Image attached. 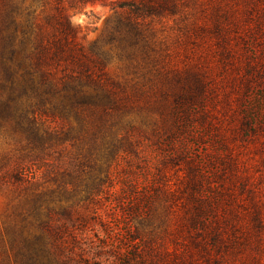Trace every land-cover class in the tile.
I'll use <instances>...</instances> for the list:
<instances>
[{"label":"rangeland","instance_id":"rangeland-1","mask_svg":"<svg viewBox=\"0 0 264 264\" xmlns=\"http://www.w3.org/2000/svg\"><path fill=\"white\" fill-rule=\"evenodd\" d=\"M116 1L83 8L73 0L60 4L56 0H0V45H7L5 58L8 46L18 45L34 22L42 23L59 6L78 28L79 42L106 60L108 77L124 85L132 98L106 134L110 151L101 149L100 175L83 158L86 149L79 144L65 142L48 154L47 158L58 159L65 166L80 161L84 177L96 174L104 178L108 172L112 183L107 181L104 186H110L98 198L83 201L82 188L80 194L69 193L67 200L57 191L49 192L42 198L39 215L26 206L22 221V217L16 219L15 196L0 191V264H28L19 254L20 241H12L15 219L22 222L25 236H40L42 264H183V260L184 264H216L219 253L210 250L206 258L191 241L197 236L188 229L183 197L188 167L183 160L168 158L180 148L188 149L193 162L210 176L211 192L217 186L220 190L221 184L234 197L245 199L236 184L229 182L242 174L248 187L264 200V0H174L172 14L137 19L139 34L131 44L115 30V13L121 19L127 15L125 10L113 9ZM196 79L201 81V91L195 89ZM138 90L142 96L133 95ZM162 90L169 92L166 99ZM174 94L180 101H175ZM202 106L209 112L210 130L200 119ZM183 110L191 116L177 121L175 113L182 117ZM205 132L207 136H203ZM217 133L226 135L238 171L229 169L232 165L226 159L223 165L216 160L214 152H222L215 144ZM17 136L9 122H0V160L19 151L22 141ZM135 179H151L167 194L160 193L151 204L140 202L135 210L130 209L126 205L128 185ZM48 188L55 186L49 184ZM244 203L237 210L246 215L250 206L249 201ZM63 208H69L74 227L61 215ZM247 218L233 226L249 224ZM38 219L47 226L39 229ZM60 222L76 233L73 239L60 231ZM224 229L229 235L230 229ZM197 239L207 244L205 236ZM249 253L264 264V249L240 248L235 255Z\"/></svg>","mask_w":264,"mask_h":264},{"label":"trees","instance_id":"trees-1","mask_svg":"<svg viewBox=\"0 0 264 264\" xmlns=\"http://www.w3.org/2000/svg\"><path fill=\"white\" fill-rule=\"evenodd\" d=\"M56 1L60 4L61 0ZM73 1L83 8L105 3V0ZM116 3L113 9L125 10L127 15L121 19L120 14L115 13V30L123 33V39L128 40L130 44L137 42V19L160 16L163 13L172 14L176 7L174 0H117ZM54 9L55 13L47 14L42 23L34 22L31 32L23 33L18 45L8 46L9 56L6 58L4 55L7 45L3 48L0 45V122H9L11 131L22 141L19 151H14L0 160V191H8L15 196L16 219L22 217V221L26 206L39 215L43 205L42 198L49 192L57 191L67 200L69 193L80 194L82 188L85 194L83 201L89 202L104 193V187L112 183L108 172L104 178L96 174L84 177L83 172L79 170V163L83 164L80 161L78 164L69 163L65 166L62 161L50 160L47 157L55 146L74 142L79 144L82 150L86 149L84 153L87 156L83 158L90 161L92 170L99 174L97 163L104 156L101 149L109 150L105 141L106 134H110L114 127V117L122 114L123 109L128 106L127 103L132 101L125 86L108 77L105 71L106 60H103L94 48H85L79 42L80 32L71 24L68 14L59 6ZM27 34L31 35L26 37ZM15 54L19 55L18 60L15 59ZM195 81V89L201 91V81ZM160 93L164 94L163 99L169 95V92L163 90ZM133 95L142 96L143 92L138 90ZM174 99L180 101L181 98L174 94ZM208 114V110L203 108L200 119L204 123L208 122ZM185 116L190 117L191 113L183 110L182 117L177 113L174 117L179 121L185 119ZM207 126L209 130L212 128L209 123ZM172 133L171 131L168 134L172 136ZM204 135L207 136L208 132ZM215 137V144L222 151L214 152L217 154L216 160L223 165L226 164L223 161L226 159V162L232 165L227 167L238 171L237 161L226 143V135L217 133ZM172 139L169 137L170 147H173ZM85 140L87 143L82 144ZM188 155V149L180 148L177 152L173 151L168 158L173 161L183 160L188 167L183 191L188 229L194 231L197 238L205 236L208 244L189 234L194 237L191 240L194 246L199 248L206 258L210 250L219 253L216 264H262L258 256L250 253L248 256H236L235 253L240 248L254 251L264 249V200L248 187L247 177L242 174L233 176L229 182L236 184L237 190L241 195H245V199L238 198L239 195L234 197L228 190L222 189L221 184L220 190L219 186L215 185L218 190L211 192L213 185L208 181L210 176L193 162L191 155ZM165 159L167 158H161L160 161ZM107 181L110 185L104 186ZM49 184L54 185L55 189H49ZM155 189L156 191H153ZM128 192L130 194L126 205L130 209L134 207L133 210L140 202L151 204L160 193L167 194L159 190L157 183L151 179L142 182L131 180ZM125 193L126 191H123V194ZM81 201L82 199H79V202ZM245 201H249L250 206L246 215L237 210L238 207L245 206ZM20 206L22 210L19 209ZM61 212L74 227V224H71L69 208H63ZM246 216L249 224L244 225L245 222H241L237 227L233 226ZM16 219L12 226V241H20L19 254L28 264H42L43 247L40 236H34L32 239L28 235L25 236L22 222ZM46 226L45 222L37 220L39 229ZM68 226L66 222L59 223L60 231L73 239L76 233L68 230ZM224 228L230 229L229 235ZM184 263L186 261L183 260ZM94 264L104 262L94 261Z\"/></svg>","mask_w":264,"mask_h":264}]
</instances>
